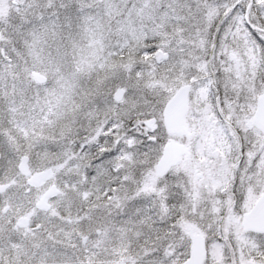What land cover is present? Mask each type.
I'll use <instances>...</instances> for the list:
<instances>
[{
    "label": "snow or ice",
    "instance_id": "obj_1",
    "mask_svg": "<svg viewBox=\"0 0 264 264\" xmlns=\"http://www.w3.org/2000/svg\"><path fill=\"white\" fill-rule=\"evenodd\" d=\"M0 264H264V0H0Z\"/></svg>",
    "mask_w": 264,
    "mask_h": 264
}]
</instances>
